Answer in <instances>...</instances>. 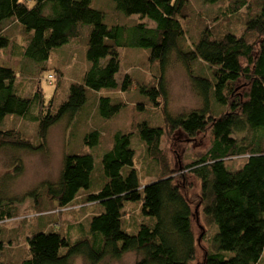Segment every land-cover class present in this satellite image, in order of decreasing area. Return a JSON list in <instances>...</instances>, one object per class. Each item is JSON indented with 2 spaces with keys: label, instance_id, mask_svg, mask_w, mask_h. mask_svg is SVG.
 Returning a JSON list of instances; mask_svg holds the SVG:
<instances>
[{
  "label": "trees",
  "instance_id": "16d2710c",
  "mask_svg": "<svg viewBox=\"0 0 264 264\" xmlns=\"http://www.w3.org/2000/svg\"><path fill=\"white\" fill-rule=\"evenodd\" d=\"M199 1L212 5L227 1L228 17L245 11L242 35L229 31L219 35L204 26L198 38L191 37L187 44L184 22L191 16V0H0V50H9L16 43L6 33L13 23L27 40L26 47H21L23 57L41 64L36 76L51 71L44 66L53 50L80 42L82 29L90 26L86 42L90 67L81 83L69 86L67 98L58 103L55 112L56 92L49 103L41 91L21 96L18 74L11 67L0 66V151L10 152L15 176L22 172L26 153L46 149L53 126L63 120L75 121L87 102L88 89L131 88L129 75L122 85L117 80L124 48L148 49L149 61L159 62L157 84L139 91L150 95L153 105L162 107L167 134L182 133L190 139L207 131L211 134L205 153L196 154L186 167L182 161V165L176 161L172 167L161 146L165 128L137 124L136 132L146 146L143 160L149 158L151 165L147 173L150 183L144 188L135 168L131 132L113 134L111 147L102 156L99 187H95L93 155L65 154L58 181L44 182L26 195L38 203L42 192L55 210L64 211L82 203V192L88 194L86 202L96 205L90 209L89 228H82L86 235L74 240L52 227L28 236L27 256L18 264H75L76 257L99 264L108 257L119 260L129 252L138 255L135 264H193L198 240L193 226L195 213L190 197L177 183L182 178L189 189L186 179L190 176L200 181L203 219L209 227H217L202 264H259L264 254V0ZM110 13L114 14L111 21L133 15L139 18L134 24L118 20L108 24ZM171 55L186 68L202 102L199 109L171 114L166 82ZM196 63L203 64L210 75H196ZM52 70V83L59 81L56 86H60L63 70ZM237 89L243 90L242 95ZM97 104L103 118H111L123 107L113 104L108 96H98ZM8 116L38 121L39 144L20 130L5 128ZM85 142L99 144V132H87ZM236 156L248 158L232 171L227 159ZM20 202L0 189V222L14 218L15 204ZM132 202L140 203L142 214L154 221L142 224L135 234L125 231L123 221L125 204ZM5 247L0 240V264H7Z\"/></svg>",
  "mask_w": 264,
  "mask_h": 264
},
{
  "label": "rangeland",
  "instance_id": "374dc122",
  "mask_svg": "<svg viewBox=\"0 0 264 264\" xmlns=\"http://www.w3.org/2000/svg\"><path fill=\"white\" fill-rule=\"evenodd\" d=\"M227 4V1L223 4L212 5L205 4L199 0H191V16L184 22L187 32L185 37L187 44L191 43L192 38H198V32L204 26L215 30L219 35L222 31L224 33L229 31L232 34L242 35L244 32L243 20L246 13L245 11H240L235 17H228ZM113 17L114 14H107L106 22L108 24L115 23L118 19L111 21ZM137 18H139L137 15L124 16L123 21H118L122 24H127L128 22L129 24H134L137 22ZM145 22H148V19H145ZM14 27L16 26H13V23L9 25L6 33L16 43L9 50H0V66L11 67L18 74L17 83L21 96L32 95L37 91H41L44 93L45 101L49 103L56 92L55 112L58 103L67 98L69 86L72 83H81L85 72L90 67V62L86 57V42L90 26H84L82 29L80 42L73 41L53 50L50 59L44 66V68H49L51 71H42L41 75L37 76L36 73L40 68L38 65L41 64L23 57L21 47H26L27 40L24 39L22 30ZM149 54L150 51L148 49H122L121 71L117 75V80L122 85L126 75H129L133 81L131 88L128 91L121 89L114 91L102 90L101 92L88 89L87 102L75 121L70 123L68 120H63L53 126L48 135L46 149L42 153H26L22 157L23 168L19 175L15 176L13 159L9 157L10 152L7 150L0 151V189L4 195L18 197L22 200V202L15 204L17 209L16 216L0 222V240L6 246L4 251L7 261H4L5 263H20L28 253L27 237L43 230L48 231L50 227L54 231H61L67 237H71L72 240L78 236L86 235L84 229L89 228L90 209H92L91 207H96L95 204L86 202L88 192L86 193L87 195L83 192L81 193V204L72 205L70 209L64 211L55 210L54 204L42 192L38 197V203L34 197L26 195L34 189H39L44 182L58 181L64 155L68 152L70 154L93 155L95 160V187H99L100 183H98V180L101 170L103 173L102 156L111 147L113 134L117 131L131 132L133 133L132 148L136 152L135 168L139 174L141 188H144L150 183L148 182L150 178L147 173L151 165L149 158L146 162L143 160L145 156L147 157L146 146L136 132L135 126L137 124L146 123L151 127L165 128L166 134L162 138L161 146L168 156L169 164L172 167L176 161L179 165L183 163L184 167H186L192 162V159L198 157L196 154L200 155V153H205L208 150L211 144L210 131L198 135L195 139H190L182 133L167 134L168 130L166 129L162 107L153 105L150 95L139 91L140 87H151L157 84V77L160 72L159 62L149 61ZM170 58L171 64L166 73V82L168 106L171 114H185L199 109L202 106V102L192 88L186 68L178 61L175 55H171ZM53 67H59L63 70L60 86H56L59 81L52 84L48 81L49 74H55L54 70H52ZM193 69L197 72L196 75H210V71L206 70L203 64L196 63L193 65ZM242 92L243 90L241 89V95ZM98 96H108L112 98L113 104H122L123 107L111 118H103L98 112ZM159 103L163 106L160 99ZM4 125L5 128L22 131L26 136L32 138L36 145L39 144L37 138L39 125L34 118L8 116ZM94 130L99 132L101 142L91 146L85 142V137L87 132ZM71 133H74V135L70 136ZM247 158V156H236L227 159L228 168L232 171L238 170L246 162ZM153 164L155 165V163ZM186 181L190 182L189 189L183 184L182 178L177 183L190 197L193 205V212L195 213L193 226L198 238L197 259L193 264H202L205 252L210 248L211 237L217 227H209L202 217L199 196L200 181L192 176H190V180L186 179ZM124 211L123 221L126 229L123 228L129 234H135L142 224H147L149 221L154 222L152 218L142 214L140 203H126ZM131 221L134 223L133 225H131ZM82 228H84L83 231ZM134 228L136 230L132 231ZM204 235L205 238L201 240ZM138 258L136 253L129 252L119 260L108 257L99 262V264H135ZM74 263L90 264L82 257H76ZM259 264H264V254Z\"/></svg>",
  "mask_w": 264,
  "mask_h": 264
},
{
  "label": "built area",
  "instance_id": "2783aa9c",
  "mask_svg": "<svg viewBox=\"0 0 264 264\" xmlns=\"http://www.w3.org/2000/svg\"><path fill=\"white\" fill-rule=\"evenodd\" d=\"M48 78H49V80L51 81V80L53 79V76H52V75H50Z\"/></svg>",
  "mask_w": 264,
  "mask_h": 264
},
{
  "label": "water",
  "instance_id": "95a60500",
  "mask_svg": "<svg viewBox=\"0 0 264 264\" xmlns=\"http://www.w3.org/2000/svg\"><path fill=\"white\" fill-rule=\"evenodd\" d=\"M49 76H50V75H49ZM48 81L52 84V81H53V80L50 81V80L48 79Z\"/></svg>",
  "mask_w": 264,
  "mask_h": 264
}]
</instances>
